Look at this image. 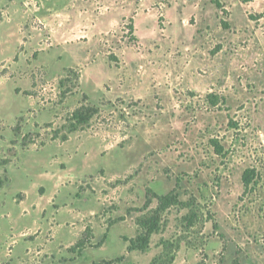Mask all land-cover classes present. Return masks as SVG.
<instances>
[{
    "label": "rangeland",
    "instance_id": "1",
    "mask_svg": "<svg viewBox=\"0 0 264 264\" xmlns=\"http://www.w3.org/2000/svg\"><path fill=\"white\" fill-rule=\"evenodd\" d=\"M0 178V264H264V0H0Z\"/></svg>",
    "mask_w": 264,
    "mask_h": 264
},
{
    "label": "trees",
    "instance_id": "2",
    "mask_svg": "<svg viewBox=\"0 0 264 264\" xmlns=\"http://www.w3.org/2000/svg\"><path fill=\"white\" fill-rule=\"evenodd\" d=\"M243 3H250L253 2L254 0H241ZM129 29L131 31L134 30V26L131 25L129 27ZM66 72V78L63 79L61 81V87L65 86V83H68L70 80V76L75 77L76 81H79L81 78L80 72H78L77 70L73 69V68H66L64 70ZM73 90L71 88H67L66 91H64L62 93V97L65 98L67 95L72 94ZM84 98L86 101H88L89 97L87 95H84ZM99 114V108L94 106V105H81L79 108H77L69 117L68 119V132L69 133H74L76 131H78L81 128H84L85 126H88L90 124V122L92 121V119ZM57 139V138H54ZM68 138L66 136H64L62 138V140L66 141ZM5 180H3L2 178H0V188L3 187ZM155 199L158 200V208L152 212V214L154 215V217L152 219L149 220H139L138 222V227L140 228L139 230V234L137 237L132 238V239H126L125 241L129 243L127 250L129 252H133V251H145L150 244V239L152 237V235L154 233H157L158 229H159V220H160V214L164 213L165 211H167L168 209L172 208V207H176L178 205H183L186 206L185 203L181 202L178 198V196L176 195H166V196H155ZM152 203V201L150 200L148 202L147 207H149V205ZM86 235H87V239L84 240H80L78 242V244L76 245V248L78 249H82L84 248L86 245L91 244V238H92V231L90 228H87L86 230ZM89 237V238H88ZM107 236H105V240H106ZM105 240H102L101 242H99V244H97L98 247H102V245L104 244ZM122 259H119L117 261H121ZM115 261H108V260H104L102 262L99 263H93V264H114ZM156 263V262H155ZM166 264H170V263H166Z\"/></svg>",
    "mask_w": 264,
    "mask_h": 264
},
{
    "label": "crops",
    "instance_id": "3",
    "mask_svg": "<svg viewBox=\"0 0 264 264\" xmlns=\"http://www.w3.org/2000/svg\"><path fill=\"white\" fill-rule=\"evenodd\" d=\"M40 215H41V212L40 211H38L37 210V214H36V216L34 215V214H32L31 213V215H29L30 217H32L33 219H37V218H39L40 217ZM5 218V215H2V216H0V232L2 231V223H1V219H4ZM12 224V223H11ZM11 226V225H10ZM34 226H36V225H34ZM11 228H12V226H11ZM13 231V230H12ZM15 243H13L12 242V245H14ZM10 245H11V243H10ZM11 252H12V250H11ZM13 254V253H12ZM6 260V259H5ZM4 260V261H5Z\"/></svg>",
    "mask_w": 264,
    "mask_h": 264
}]
</instances>
